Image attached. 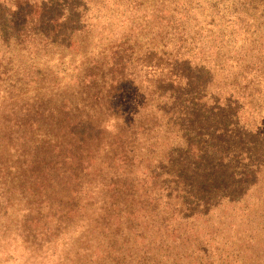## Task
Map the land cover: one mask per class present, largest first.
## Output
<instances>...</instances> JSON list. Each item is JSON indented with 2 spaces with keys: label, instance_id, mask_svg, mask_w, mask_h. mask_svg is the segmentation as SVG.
<instances>
[{
  "label": "trees",
  "instance_id": "obj_1",
  "mask_svg": "<svg viewBox=\"0 0 264 264\" xmlns=\"http://www.w3.org/2000/svg\"><path fill=\"white\" fill-rule=\"evenodd\" d=\"M0 44L9 54L29 48L27 65L0 49V95L17 100L0 117L2 238L10 217L4 198L31 194L29 183L42 194L46 176L52 184L88 170L81 154L73 158L71 147L57 146L59 133L109 118L116 168L103 196L117 189L121 210L106 212L105 225L120 218L103 229L137 219L134 243L47 242L80 233L61 228L75 214L59 210H29L14 237L25 236L23 244L31 237V245L45 240L55 257L46 264H264V210H254L264 206V0H0ZM162 131L169 153L151 170L149 154L133 147L149 143L141 133L155 140ZM104 133L69 145L89 152ZM14 144L27 148L17 158L7 153ZM171 185L189 190L203 210L188 213L183 197L180 206L161 200ZM225 208L240 210L236 234L231 223L212 222L208 209L223 216ZM1 247L6 254L9 247Z\"/></svg>",
  "mask_w": 264,
  "mask_h": 264
},
{
  "label": "rangeland",
  "instance_id": "obj_2",
  "mask_svg": "<svg viewBox=\"0 0 264 264\" xmlns=\"http://www.w3.org/2000/svg\"><path fill=\"white\" fill-rule=\"evenodd\" d=\"M8 36L14 34V32L8 31ZM27 44V42H26ZM0 49L4 51V57L8 58L9 56L14 59V62L16 64L20 63L23 60V64L27 65L29 60V48L25 49L24 52L18 50L19 52L13 51L12 53H7L8 51L4 50V48L1 47ZM64 65H67V61L63 63ZM14 70L16 68L14 67ZM72 67L69 68L67 71L68 77L65 79L66 83L68 82L69 76L72 74ZM29 78H27L28 80ZM65 83V84H66ZM29 86V81L27 82V88ZM69 91L72 93L71 87ZM2 94V93H0ZM4 98V99H3ZM6 98V100H5ZM17 104V100L11 101L8 99L6 95H0V117L2 114V109L10 110L12 108H15ZM115 123L111 122V120L108 118L107 123L105 124H98L96 127H92L93 124H89L87 122L76 126L73 128L72 132L69 128V133L65 130L62 133H59L57 146L59 143H62L63 146H67L68 148H72V156L73 158L77 155H82L84 159H87L88 163V170H84L85 173L82 174L80 172V168L68 172L65 176L61 175L58 177V180L56 182H53L50 184L48 182V177L46 176L43 181V187L48 190V192H44L42 194L40 193V190L38 189V186H35L34 183H29L33 188L31 189V194L28 192L23 193H16L11 196H8L7 198H4V209L8 210V214H10V217H8L2 227H5V230L3 232V237L0 236V245L2 246L1 249L8 248V251H5L6 254L0 255V264H41V263H48L52 262L55 257L52 256V252L47 246V243L42 244L44 242H60L61 245L64 244H71L77 241L86 242V240H90L94 238V242H99L98 245L99 248H101V245L104 247L112 246V248H119L121 245H124L125 243H134V233L138 232V224L140 221L137 219H134V222L124 223L121 228L114 225V227L108 228V231H104L103 227L107 222V217L105 216L106 212L108 210H114L115 208L117 210H121V208L118 206V190L114 188H110L109 193L111 194V198L107 197L104 198V189L106 188L105 184H109L111 180V175L113 174L115 170V163L113 159L112 152L115 149V143L113 145H110V141L113 137L117 136L115 133L116 131L113 130V126ZM93 129L95 131H93ZM102 130L106 131L103 136L99 139V141L92 143L89 145V152L85 151L84 149H77L73 146H70V143L76 142L78 140H83L84 138H93L95 136L102 135ZM113 131V132H112ZM143 135V136H142ZM164 131L157 134V138L155 140H152L153 134L150 132H144L141 133L138 137H142V141H148L149 143L144 144V147L134 146L133 149L137 150L143 157H146L147 154L148 158L150 159L151 167H153L154 170L155 167L159 166V162H164L166 157L168 156L169 152L164 151V146L162 142L164 141ZM137 139V138H136ZM159 139V140H158ZM155 142L154 141H157ZM85 143L87 140L84 141ZM168 142L170 143L169 139L164 142V144L167 146ZM109 143V144H108ZM132 145V144H131ZM136 145V144H135ZM24 149H27L25 147H21L20 145L14 144L11 146L7 145V153L11 154L14 158H17L18 155L23 151ZM56 156V155H55ZM8 158V157H7ZM9 159V158H8ZM11 162H14L12 160H9ZM59 161V160H58ZM80 162V161H79ZM71 163V160H70ZM122 163V162H121ZM196 164H201L199 161H195ZM125 164V163H122ZM127 164V163H126ZM80 163L78 164V166ZM106 167H109L108 171L106 170ZM120 167H123V165H120ZM69 168H72L69 166ZM166 168L168 171L172 169V166L167 167L165 164H163L162 169ZM198 167H196L197 169ZM177 169V168H176ZM99 170L102 172H99ZM186 172V170L184 169ZM58 173V172H56ZM199 174V173H198ZM88 175V176H87ZM77 176V178H75ZM161 179L167 178L163 175L162 170L160 171ZM104 178H108L107 182ZM31 181V180H29ZM45 181V182H44ZM116 180H112V182L115 183ZM160 181V180H159ZM161 182V181H160ZM199 182L201 185L203 184V179L200 178ZM56 184V185H54ZM54 185V186H53ZM53 186L52 188H49ZM152 189V185H144V187L141 189L142 195L141 199L143 201V197H146V193ZM173 185L170 186L167 193L163 194V198L161 197V200L166 201L167 199L171 198L170 202L172 203H179L178 206L182 204V202L179 200V198L183 197L186 206H187V212L193 213L197 211H202L203 208L197 210L196 204L197 200L195 198L191 197L189 194V190L187 194H184L181 192V190H177L173 192ZM86 190L88 195L85 196L83 191ZM177 195V193H179ZM45 198L47 200H45ZM247 198V197H246ZM35 203V205L33 204ZM142 203V202H140ZM258 205V204H257ZM143 206V205H142ZM235 206V205H232ZM223 208V207H222ZM29 210H59L62 214L69 213V214H75L74 218H71V221L73 222L70 224H63L61 226L62 229L65 227L70 230V228L73 227V230H80V233L74 234H67L62 233L60 234V239H56L55 235L53 234L51 237L46 238L43 242H39L36 245H31V242H33V239L30 237V239H27L26 244H23V239L25 236H21V238L14 237V229L16 226L19 227V222L21 220V217L24 215L29 214ZM139 210H141L139 208ZM208 210H214L210 215L214 219L212 222H218L217 227L219 228L221 224H223V227L226 228L229 223H231L233 229L235 230L234 234L241 231L242 225H239L238 217L240 216L239 212L240 210L235 209H228L229 211L226 212V208L222 209L225 210V214L223 216H219L215 209H208ZM254 210H264V206L259 205V207L255 208ZM102 215L103 218L99 220L102 224L96 225L97 221L94 220L99 216ZM21 216V217H20ZM210 216V217H211ZM230 217V218H229ZM120 218V214L116 216L115 223H117V220ZM202 221V220H201ZM236 224V225H234ZM114 222L109 223L110 226L115 224ZM104 224V225H103ZM76 226V227H75ZM93 227V231H90ZM201 227H207L204 224H201ZM240 228V229H239ZM239 229V230H237ZM83 230V231H82ZM118 230V232H115ZM91 232V233H89ZM20 233V232H19ZM5 240V241H4ZM94 244V243H93ZM101 253L106 256L108 253L107 251L101 249ZM97 251L93 254L94 257H96ZM112 258V256L110 257ZM66 264V263H63Z\"/></svg>",
  "mask_w": 264,
  "mask_h": 264
}]
</instances>
